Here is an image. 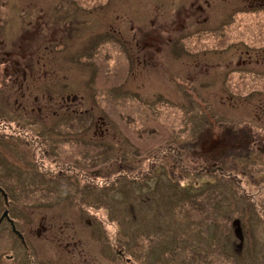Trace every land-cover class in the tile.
<instances>
[{"label":"rangeland","instance_id":"obj_1","mask_svg":"<svg viewBox=\"0 0 264 264\" xmlns=\"http://www.w3.org/2000/svg\"><path fill=\"white\" fill-rule=\"evenodd\" d=\"M55 1L0 0V48L17 53L15 43L24 34L26 37L24 31L35 38L42 30L41 41L50 38L46 26L39 29L23 11L19 19V8ZM62 1L72 3L68 10L74 18L70 36L58 32L57 41L45 53L46 74H39L36 91L29 82L30 93L48 98L75 96L86 109L93 104L95 114L102 112L101 99L107 98L125 108L122 112L134 111L137 118L163 120L169 128L166 136L179 140L169 141L178 156L154 159L156 153L147 152L144 144L153 138L160 144L163 138L141 137L109 115L112 136L103 145L106 152L93 161L83 160L87 169L68 171L74 178L68 179L70 183L79 184L74 173L91 179L86 184L91 189L86 192L91 203L85 202V195L78 201L81 206H91V218L99 226L94 234L78 223L75 214L64 212L78 206L73 199L64 198L76 195L79 185L69 188L61 176L55 182L44 179L53 170L47 167H39L40 174H32L30 168L20 170L25 168L22 152L29 155L33 146L44 151L45 143L34 139L32 144V137L26 136L30 128L20 126L19 131L26 133L10 135L9 128H14L17 119L11 116V111L16 114L13 100L27 103L20 98L21 86L27 81L19 75L17 84L12 83L11 88L8 84L5 90L0 83V172L7 173L0 178V215L7 211L24 240L21 243L4 219L0 223V264H41L36 258H44L48 264L51 257H59L65 264L85 259L87 264L92 260L94 264H264V153L253 145L242 146L249 127L264 134V122L255 120L260 111L256 104L264 110V28L251 25L252 17L236 9L233 0H207L208 5L201 0L192 4L194 0ZM204 16L207 20L202 23ZM149 19H156V29L169 36L168 41L157 42L156 49L130 38L139 25L147 27ZM18 26L15 38L3 41L1 29L10 33ZM21 40L32 44L26 38ZM22 57L6 60L29 58ZM36 75L27 74L28 81ZM125 120L132 124V118ZM65 124L64 129L74 126ZM49 130L52 128L43 129L48 137ZM205 135L211 137L210 143L219 137L235 149L228 153L215 149L210 160L202 162L194 152H199L196 143ZM61 136L63 145L66 136ZM37 183L44 186L33 187ZM52 190L58 195H52ZM24 193L45 202H23ZM29 209H43L44 219L30 217ZM38 221L52 226L54 240L50 233L35 236ZM61 227L73 238L58 246ZM37 243L42 252L33 245ZM65 243L70 245L63 247ZM112 246L114 251L120 249L122 260ZM104 247L109 249L103 251ZM80 249L81 255L77 254Z\"/></svg>","mask_w":264,"mask_h":264},{"label":"flooded vegetation","instance_id":"obj_2","mask_svg":"<svg viewBox=\"0 0 264 264\" xmlns=\"http://www.w3.org/2000/svg\"><path fill=\"white\" fill-rule=\"evenodd\" d=\"M196 1L197 0L191 1L190 4L195 3ZM201 1L204 4L208 5L207 0H201ZM233 1H234L233 3L235 4V6H237L236 9L243 10L244 14L246 13L247 16L252 17L251 25L254 24L255 26H261L264 28V0H233ZM69 5H72V3L63 2L62 0H57L51 3H30L28 6H25V7L22 6L19 8L20 10L19 19L21 18L22 13L24 12L26 16L31 17V19L35 21L36 23L35 25L39 27V29L40 27H43L45 25L46 29H48L46 31H48L50 38L41 41L42 35L45 34V32L42 30H40L41 32L40 34L36 32L35 38H34L33 33L31 32L28 33L24 31L26 33V37H24L25 34L23 33L24 36L21 38L22 39L26 38V40L31 41L32 44L26 43L25 41H22L21 38H19L15 43L16 46L19 48L17 53H11L13 51L12 49H8L10 51L9 52V51H6L5 48H0L1 50L0 55H2L0 57V83H1L2 88L5 90L6 85L8 84L10 88L14 87L12 83L17 84L16 81L19 75L24 81L25 80L27 81L24 83L25 84L24 86H21V90L23 91H22L20 98H22L23 96L28 104L27 103L22 104L21 102H18V99H14L13 106L16 110V112H14L16 114L14 115L9 108V110L11 111V116L17 118L15 120L16 123L14 124V128H9L10 135L15 134V133H23L24 132L23 130L19 131L20 126L21 128H30L28 130L29 134L28 135L26 134V136L32 137L33 141L31 143L33 144L34 139H41L45 143L44 151H39L37 148H35V146H33V150L29 151V155L27 154L26 151L22 152L23 164L25 165V168H22L20 170H26L30 168V171L32 174L34 173L40 174L38 171V168L47 167L53 170L47 171V173L44 175L47 177H44V179H49V181L52 180L55 182L59 178V176H61L64 178V181H62L63 185H67L69 188H70V184L79 185V188H78L79 194H77L78 192L76 193V195L72 193L69 195L70 197L67 198L65 196L64 198L65 201H67V199H70V200L73 199L74 204L77 203L78 206L73 210L67 209L64 212L67 214L70 212L71 214H75L79 224L87 228H91L95 232L94 234H97V230H98L97 228H99V226L97 225L96 220H93L91 218V211H92L90 209L91 206L90 207L87 206L88 203H91V198L89 196V193H90L89 190L91 189L86 184L91 179L87 177V174L80 175V173L78 174L74 173L73 175L75 178H78L79 184H77V182L70 183L69 181H71L74 178L69 176L70 172L68 171H70L71 169H74V170H80L83 168L87 169L83 160L93 161V159L99 158V154L101 152L102 154L106 152V151L105 152L103 151L104 149L103 145L106 144V141H108L107 139L109 138V136H112V132L110 131L111 127L109 126L108 121H107L108 116L110 115L109 113H107L108 99L107 98L101 99L102 100V107H101L102 112L99 111L100 112L99 114H95L93 112V108H94L93 104H90L89 108L86 109L83 101L77 100L75 96L62 97L61 95H59L56 97L48 98L47 96L42 95V93L40 97L34 94V92L40 86L39 83H38L39 85L34 84L35 81H39V74H43V75L46 74V71L44 70L45 65L43 64V61L45 59V53L47 52V50L49 51L51 50L50 46L53 43V41H57L55 39L57 37L58 32H63V33L66 32L67 33L66 35L70 36L69 31L71 30L74 24V18H71L70 13L68 12ZM198 8L203 9L201 5L198 6ZM186 10L187 9H183V11H186ZM238 12H241V11H238ZM206 20L207 18L204 16L201 22L203 23ZM154 21L157 22L156 19L147 20V27L145 23L144 25H142V27L141 25H139L137 32H135L130 38L132 40L140 42L141 45L143 43V46L150 45V48L153 47L154 49L157 48V42L168 41L169 36L167 35L168 36L167 37L164 33L161 34L160 32L163 29L157 30L156 27L153 25ZM31 22L32 21H29V23ZM162 25L166 26V24H159V26L161 27ZM182 25L184 27V24ZM5 27H6V24H5ZM5 27L1 29L3 30V33H2L3 34L2 36L4 37L3 41L12 40L13 38H15V34L17 35V33H19L20 31L19 30L20 26H18L17 28H13L10 33H5ZM147 28L150 30L146 31ZM119 36L123 37L124 35L119 33ZM59 42L60 41L55 43L53 47L56 48V45ZM2 43L6 44V42H2ZM248 50L245 52L246 53L249 52ZM261 50L263 51L262 48ZM12 56L13 58L14 56L16 57L23 56L22 58H25L28 56L29 58L23 61H20V59L18 58H17L18 60H14V61L6 60V58L12 57ZM151 57H152V54H151ZM29 60L31 62H29ZM50 62H51L50 65L54 66L52 60H50ZM34 63L37 66H35ZM240 63H244V61L241 60ZM29 70L30 72H28ZM27 74H30V76H32L33 74H37V75L34 76L33 79H31V81H28ZM29 82L31 83L33 90H35V91H32L31 93H30ZM7 103L9 106V102ZM262 118H264V115H262ZM262 121L264 122V120ZM66 122H70L74 126H71L72 127L71 129H68V128L64 129L63 127H68V125L65 124ZM133 127L135 128L134 131L137 132V128H136L137 126H133ZM44 128H47V129L52 128V130H49V132L51 133L52 137H54L53 139L51 138V135L48 137L46 135V132H43ZM152 130L156 134L157 132L156 128H152ZM152 130L150 129L149 131H152ZM249 132L251 135L243 136V139L245 138L244 139L245 141L243 140V144L246 146V143H251L250 145H253L254 150H256L259 153L261 152L264 153V149H263L264 147L263 145H261L262 143H264V134L258 135L257 137H255L254 135H252L253 131L251 129ZM24 133H26V130ZM137 133L140 134V131ZM62 134L63 136H66L65 144L63 145L60 144V139L62 137L61 136ZM259 137H260V140H258ZM218 138L213 139L212 142L210 143V140H211L210 136L208 137L207 135H205L203 137H200V140L198 141V143H196V145L199 147V152H194V156H197L198 157L197 159L204 162V159L202 157L203 155L202 152L204 151V149H208L210 155H212V151H214L215 149H219V148L225 149L226 153L229 152L228 150L230 148L235 149V147H230L229 144L228 146H225V141L218 139ZM167 140L168 141L171 140L169 139V136L166 138V141ZM77 141L81 142L82 144L76 145L75 143ZM58 145H60L62 149H59ZM130 146L131 145H129V147ZM186 146H188V143H186ZM64 148L68 149L69 152L63 154L62 151ZM166 158H168V156H165V159ZM212 159L214 160V158ZM104 161L106 162V160ZM8 162L10 164H14L13 161L8 160ZM90 164H92V162ZM86 165L88 166V163H86ZM54 170H57L56 174ZM5 174L7 173L0 172V178ZM80 180L82 181V184L80 183ZM39 186H44V185H38V183L33 185V187H39ZM86 192H89V193H86ZM31 193H36V192H31ZM24 194L26 198L23 199L24 200L23 202H27V201L41 202V203L45 202L43 200H36L35 198L34 199L28 198L26 193ZM73 194L74 196L72 198L71 195ZM52 195L57 196L58 194L55 191H53ZM81 195H85V202L87 203L86 206H81L79 203V201L81 200ZM34 205H37V204H34ZM54 205L56 206V208L61 207L60 203H54ZM43 207H46V205L44 204ZM43 212H46V211H44L43 209H36V210L29 209L28 210V214L30 213L29 215L30 217L34 215V217H39L40 220L44 219ZM37 225L38 227H36L34 231L36 237L37 235L39 236L41 233H45V234L50 233L51 239L53 238L55 239V235H53L52 229H50L52 227L51 225L45 226L41 221H38ZM60 234L62 236H60L61 238L57 239L58 246L61 245V242L64 239L73 238V236L69 234L68 232H66L65 229L62 230V227L60 229ZM100 234L102 235V231H100ZM17 237L20 239L21 243H24L22 235L21 237L19 236ZM72 242H73V246H76L78 243L76 241H72ZM33 245L35 246L37 250L42 252V249L38 243L33 244ZM68 245L70 244L65 243L63 247H66ZM26 248H28L27 250H29V244L27 243H26ZM110 248L112 249L114 248V246ZM108 249H109L108 247L102 248L103 251L108 250ZM81 251L82 249L78 250L77 254L81 255L82 254ZM114 253L120 257V260L123 259V254L121 253L120 249H116ZM36 260H38L39 263L41 264H45L47 262L46 259L44 258H36ZM47 260H49L48 264H65L63 261H60L59 257H51ZM124 260L128 261L129 259L124 258ZM93 262L94 261L92 260V264H94ZM76 264H87V259L80 261V263H76Z\"/></svg>","mask_w":264,"mask_h":264},{"label":"trees","instance_id":"obj_3","mask_svg":"<svg viewBox=\"0 0 264 264\" xmlns=\"http://www.w3.org/2000/svg\"><path fill=\"white\" fill-rule=\"evenodd\" d=\"M116 105H118L117 109L114 107ZM256 105H258V108L260 109V111H257L258 113H255L256 114V117H255L256 119L255 118L254 119L257 121L258 124H260V122L263 119L262 115H264V110H263L262 106L259 103H257ZM119 106H121L119 103H114V102L108 100V112H109L110 115L113 116L115 123L117 122L120 126L129 125L131 127V129L129 130L130 132H133V130L135 129L133 126H137L136 127L137 128V132L140 131V136L144 137V138H148L146 136H143V135L147 134L148 136L160 137V138L164 139L163 143H160V144H157V141H155V138H153L152 140L149 139V141L145 142L144 146L146 148H149L147 150V152L156 153L157 157H154V159H159V157H162L161 160H163L165 158V156H168L170 159H172V157H170L171 154H175V156L177 155L176 154V150L174 149V144L170 143L168 140L166 141V138L168 137L166 135L168 134L167 132L169 131V128L167 127L166 123H164V124L162 123L163 120H161V122H160V121L155 120L153 118H146V119L137 118L136 113L134 111L132 112L130 110L131 113H125V112H122V110L125 109V108H123L122 106L121 107H119ZM261 111L263 112V114H261ZM126 118L127 119H129V118L133 119V120H131L132 125L129 124L125 120ZM152 128H156V130H157L156 134L153 132ZM150 129L152 131H149ZM250 129L253 131L252 135H254L255 137H257L258 135H262V134L255 133L257 129L255 127L251 126V127H249V129L246 132V134H244V136L245 135H247V136L251 135L250 132H249ZM157 135H160V136H157ZM174 137H176V136L170 135L169 139H173V142H174ZM229 139L230 138H228V137L226 138V140H229ZM258 140H260V137L258 138ZM175 142H177V143L179 142L177 137L175 139ZM183 142H185V141H183ZM250 144L251 143H246V147L248 145H250ZM225 146H228V142H225ZM243 146H244V144H243ZM181 153H182V151H181ZM202 154H203L202 157H203V159L205 161L210 159L211 155H210L208 149H204ZM242 157H245V155L242 156ZM166 159H168V158H166Z\"/></svg>","mask_w":264,"mask_h":264},{"label":"water","instance_id":"obj_4","mask_svg":"<svg viewBox=\"0 0 264 264\" xmlns=\"http://www.w3.org/2000/svg\"><path fill=\"white\" fill-rule=\"evenodd\" d=\"M3 218H6V219L9 221V223H10V225H11V227H12V230H13L14 232H16L15 229H14V225H13L12 221H10L9 218H8V216H7V212H6V211L0 216V223H1V221L3 220ZM16 233H17V232H16ZM17 234H18V233H17Z\"/></svg>","mask_w":264,"mask_h":264}]
</instances>
